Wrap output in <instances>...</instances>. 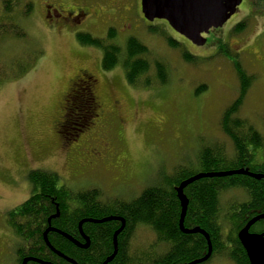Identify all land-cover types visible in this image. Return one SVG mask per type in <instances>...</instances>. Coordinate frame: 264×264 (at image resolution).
Segmentation results:
<instances>
[{
  "label": "rangeland",
  "instance_id": "1",
  "mask_svg": "<svg viewBox=\"0 0 264 264\" xmlns=\"http://www.w3.org/2000/svg\"><path fill=\"white\" fill-rule=\"evenodd\" d=\"M26 1L34 8L18 20L26 32L24 43L6 41L1 47H5L2 57L9 61L25 51L37 52L38 58L26 73L0 84V264H17L19 240L6 214L31 195L26 173L33 167L55 172L73 191L98 188L103 199L129 200L163 180L176 165L196 160L205 144H219L231 155V142L219 122L223 110L238 96L233 60L251 77L237 116L247 119L264 138V18L251 12L248 0H242L221 28L205 35L204 45L193 47L174 37L169 25L146 24L134 3L126 10V0H114L105 16L75 32L49 27L43 21L40 1ZM111 19L114 22L109 23ZM103 22L113 26L119 45L135 37L148 48L151 58L164 62L167 84L130 86L120 66L101 72L102 51L80 44L76 34L105 38L109 26ZM240 22L244 30L233 31ZM169 38L177 41V48L169 46ZM184 52L194 57L193 62L183 58ZM82 69L98 79L97 96L104 111L108 113L112 102L119 101L117 112L108 113L102 123L94 120L86 131L79 126V113L71 112V103H64ZM202 85L205 90L196 95ZM82 135L85 138L77 143L75 138ZM87 139L101 153L98 161L85 153ZM245 199L242 190L232 189L221 195V207ZM154 241L153 232L139 226L130 252L148 249ZM206 264L233 262L215 256Z\"/></svg>",
  "mask_w": 264,
  "mask_h": 264
},
{
  "label": "trees",
  "instance_id": "2",
  "mask_svg": "<svg viewBox=\"0 0 264 264\" xmlns=\"http://www.w3.org/2000/svg\"><path fill=\"white\" fill-rule=\"evenodd\" d=\"M248 1L251 12L264 18V0ZM33 8L31 1L0 0V84L26 73L38 58L37 52L32 54L25 51L9 61L2 57L4 52H1L5 49L1 47L6 41V44L13 40H23L24 43L26 32L18 20L28 17ZM244 28V23L240 22L233 31L241 32ZM76 39L82 45L102 51L103 70L110 71L120 66L130 86H163L169 80L167 65L151 58L148 48L135 37L127 38L123 46L115 41L114 30H109L105 38L78 32ZM168 44L172 48L178 46L171 38ZM183 58L187 62L194 60L187 52H184ZM233 66L240 85L238 96L223 110L219 122L221 131L231 142V155L219 144H205L196 160L176 165L163 180L144 188L138 196L129 200L118 197L103 199L102 191L98 188L73 191L60 181L55 172L41 169L29 171L26 178L31 186V195L6 214V222L19 240L17 264H21L25 258H36L51 264H72L46 245L43 235L50 227L60 232L49 231L46 235L48 243L56 252L75 264H102L114 252L113 236L121 226L120 220H123L124 228L116 239L117 252L107 264H186L200 259L207 254V240L202 234H186L180 230L181 203L177 188L183 181L199 173L235 170H245L263 177H205L188 184L182 190L188 201L183 226L186 230L199 228L208 235L212 248L210 260L219 256L233 264H250L237 235L252 218L264 213V163L254 165L252 154L264 151V138L247 119L237 116L251 77L246 75L238 61L233 60ZM205 88L200 86L195 94ZM74 109V112L79 113V126L84 129L92 119L85 115L83 106L73 107L71 112ZM232 189L242 190L246 199L232 201L227 208L222 209L221 195ZM108 217L120 220L92 222ZM81 221H85L81 225V232L89 240L87 248L75 245L62 235L84 244L79 229ZM139 226L153 232L155 241L148 249L131 253L130 241ZM225 229H228L227 232ZM249 230L263 232L264 219L258 220ZM27 264L38 263L29 261Z\"/></svg>",
  "mask_w": 264,
  "mask_h": 264
},
{
  "label": "water",
  "instance_id": "3",
  "mask_svg": "<svg viewBox=\"0 0 264 264\" xmlns=\"http://www.w3.org/2000/svg\"><path fill=\"white\" fill-rule=\"evenodd\" d=\"M241 3L242 0H140V8L145 20L149 22H152L155 19L165 20L176 33L189 40L192 44L196 46H202L205 44V38L203 37V34H208L211 29L221 28L230 19V17L238 11V7ZM230 175H246L255 179H260L261 177H263L260 174L250 173L245 170H235L217 173H199L183 181L177 188V196L181 203V218L179 222L180 230L186 234H202L206 238L208 245V251L204 257L186 264H202L208 261L212 254V248L209 237L203 230L199 228H195L192 230L184 229L183 222L184 217L186 215L188 201L182 194V190L188 184L201 178L225 177ZM260 219H264V213L252 218L237 235L238 240L240 241L248 256L250 264H264V235L249 232V228ZM108 220L120 219L115 217H108L100 221L92 220V222H104ZM120 221L121 226L114 233L113 236V242L115 246L114 252L102 264L109 263L114 258L117 252L116 239L119 233L124 228L123 220ZM83 222L85 221H81L79 223V229L82 237L85 240L84 244L76 242L65 234H61L64 235L75 245L82 248H87L89 245V240L81 232V225ZM49 231L57 230L49 228L44 232L43 236L46 245L51 248L54 253L62 257L67 262L75 264L72 260L59 254L50 246L46 239V235ZM29 261L38 264H51L40 261L36 258H25L23 259L21 264H27Z\"/></svg>",
  "mask_w": 264,
  "mask_h": 264
},
{
  "label": "flooded vegetation",
  "instance_id": "4",
  "mask_svg": "<svg viewBox=\"0 0 264 264\" xmlns=\"http://www.w3.org/2000/svg\"><path fill=\"white\" fill-rule=\"evenodd\" d=\"M39 1H40L41 10L43 12V21L49 27L52 26V27H55L56 29H64V30L70 29L71 31L75 32L79 29H83V28L87 27L88 25L92 24L96 20H99L101 16L102 17L105 16L109 12V10L111 8H113L112 3L114 0H39ZM126 2L128 4V8H125L126 10H129L130 7L133 6V3L136 6H138L139 9L141 10L140 0H126ZM121 18L122 17H120L118 19H120V21H121ZM112 19L109 20L110 22L109 21L108 22L109 23L114 22V20H112ZM142 19L146 24H149V25H153L157 22H162V23L168 25L165 20L155 19L154 21L149 22V21L145 20L143 16H142ZM108 22H103V23H108ZM109 23L107 25V26H109L107 29V32H106L107 34H108L109 30L115 31L113 26H110L111 24H109ZM171 31H172V35L174 37H177L181 42L188 43L189 46H192V43L189 40H187L183 36L177 34L172 29H171ZM203 36L205 37V35H203ZM174 39H176V38H174ZM178 39H176V40H178ZM98 68H99V70H101V72L112 71V70H110V71L103 70L101 65ZM98 84H99L98 79H96V77L94 75H92L91 73H89L88 71H86L84 69L79 70L77 73V76L72 81L71 90L64 97V103L65 104L71 103V106H73V107H75L76 105H81L86 109V110H84L85 115L93 120V121L91 120V122L89 123L90 126L93 124L94 120H97L96 122H101V123L104 122V120H105L104 117L108 113H109V115H113L115 112H117V108L119 107V101L115 100L112 102L113 109L111 111H109L108 113L106 111H104L102 102L99 100V97L97 96ZM66 111H68L67 105H66ZM87 120H88V118H87ZM55 125L60 126L59 123H56ZM89 125H87L83 130H85V129L87 130L89 128ZM57 133H59V132L57 131ZM89 134L90 133H88L86 135L89 136ZM83 137L84 136L82 135V137L75 138V140L78 139V140H76L77 143L79 140L82 142L81 139ZM89 142H90L89 139H87L85 142V145L87 146L85 153L89 154V159H92L93 161L94 160L98 161L100 159L101 153L94 146H92L93 143L88 144ZM79 145L77 147H79ZM84 150H85V147H84ZM87 150H88V152H87ZM259 151L252 153L254 156L253 157L254 158V160H253L254 165H260V164L264 163V153H259ZM88 163H90V160ZM33 168L29 169L27 171V173L31 170H34ZM27 173H26V175H27ZM28 185H29L30 194H31L30 183ZM249 232L254 233V234H263L264 235V231L259 233V232H253V231L249 230Z\"/></svg>",
  "mask_w": 264,
  "mask_h": 264
},
{
  "label": "bare ground",
  "instance_id": "5",
  "mask_svg": "<svg viewBox=\"0 0 264 264\" xmlns=\"http://www.w3.org/2000/svg\"><path fill=\"white\" fill-rule=\"evenodd\" d=\"M48 241V240H47Z\"/></svg>",
  "mask_w": 264,
  "mask_h": 264
}]
</instances>
